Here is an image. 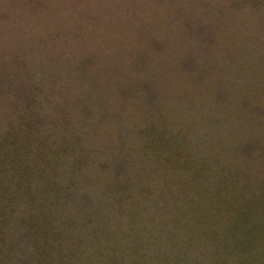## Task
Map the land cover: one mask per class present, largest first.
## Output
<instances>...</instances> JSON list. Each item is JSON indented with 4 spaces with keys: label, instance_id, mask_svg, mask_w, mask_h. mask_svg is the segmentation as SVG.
Wrapping results in <instances>:
<instances>
[{
    "label": "trees",
    "instance_id": "1",
    "mask_svg": "<svg viewBox=\"0 0 264 264\" xmlns=\"http://www.w3.org/2000/svg\"><path fill=\"white\" fill-rule=\"evenodd\" d=\"M225 4L193 7V56L175 24L124 68L73 55L89 27L66 58L24 40L41 76L0 77V264H264V0Z\"/></svg>",
    "mask_w": 264,
    "mask_h": 264
},
{
    "label": "rangeland",
    "instance_id": "2",
    "mask_svg": "<svg viewBox=\"0 0 264 264\" xmlns=\"http://www.w3.org/2000/svg\"><path fill=\"white\" fill-rule=\"evenodd\" d=\"M227 1L0 0V77L5 75L10 77L13 74L21 80L24 76L23 73L27 70L33 76V80L38 81L41 76V63H38L37 70L36 63L31 65V52L26 50L24 40L30 37L36 39L35 46L41 51L38 56H42L43 59L56 56L64 58L65 54H60L58 51L67 52L66 41L77 35L79 32H77L79 29L77 25L81 28L89 27L90 30L84 40L75 41V48L70 47L73 50V55L77 59H91L92 63L90 64L97 66L104 63L105 65L113 64L124 68L126 65L123 62H127L131 53L137 63L147 62L150 55L168 47L170 38H166L172 33L169 31L170 24H175L180 30L175 33L178 35L175 41L183 43L185 51L193 56L196 51L192 50V44L201 42L203 29L208 30V28H204L203 23L198 22V16L193 15V7L199 6L201 12L209 11L212 9L211 6L214 7L213 12L216 9L221 11ZM175 4L178 7L176 10L175 7L172 10V6ZM185 5H190V9L184 10L182 6ZM222 11L224 14L225 11ZM155 14L159 15L162 23L164 20H169L167 17L171 14L170 19L174 20V22L169 20L168 23L164 24V26L168 24L167 30L164 31L166 34L161 38L162 41L158 40L157 43L154 42L156 36L154 35L153 16ZM211 16L208 15L207 18ZM110 23L114 25L109 30L107 26ZM99 25H104L107 29L102 36L97 32L96 27ZM210 29L207 34H204L203 39L216 37V25ZM163 30L164 27H162ZM113 33L117 34L114 35ZM58 37L61 39L59 40ZM92 42L93 46H91ZM87 44H89V51L97 50L93 52L95 56L97 55L96 57L92 53L82 52L84 50L82 45ZM109 53H113L112 59H109L110 56H104V54ZM87 64L89 62L85 65ZM184 66L183 61H181L183 70H185ZM19 67L25 69H17Z\"/></svg>",
    "mask_w": 264,
    "mask_h": 264
}]
</instances>
